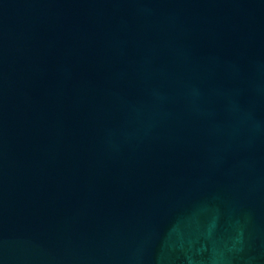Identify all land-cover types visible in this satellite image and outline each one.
I'll return each instance as SVG.
<instances>
[{"label": "water", "instance_id": "water-1", "mask_svg": "<svg viewBox=\"0 0 264 264\" xmlns=\"http://www.w3.org/2000/svg\"><path fill=\"white\" fill-rule=\"evenodd\" d=\"M0 264H264V0H0Z\"/></svg>", "mask_w": 264, "mask_h": 264}]
</instances>
